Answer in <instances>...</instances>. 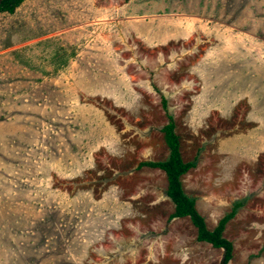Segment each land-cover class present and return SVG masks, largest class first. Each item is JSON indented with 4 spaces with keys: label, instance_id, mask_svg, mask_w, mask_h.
<instances>
[{
    "label": "rangeland",
    "instance_id": "obj_1",
    "mask_svg": "<svg viewBox=\"0 0 264 264\" xmlns=\"http://www.w3.org/2000/svg\"><path fill=\"white\" fill-rule=\"evenodd\" d=\"M228 264H264V0H22L0 11V264H217L168 219L160 127Z\"/></svg>",
    "mask_w": 264,
    "mask_h": 264
},
{
    "label": "trees",
    "instance_id": "obj_2",
    "mask_svg": "<svg viewBox=\"0 0 264 264\" xmlns=\"http://www.w3.org/2000/svg\"><path fill=\"white\" fill-rule=\"evenodd\" d=\"M21 2L22 0H2L0 11L11 14ZM161 105L166 122L160 127V131L168 148V155L163 160L141 161L138 166L156 168L164 172L167 182L165 193L173 203V211L168 219L188 217L196 230V240L206 242L214 248H220L222 256L217 264H228L232 257L233 244L224 237L223 232L228 221L234 216L235 209L224 214L212 229L206 226L204 217L196 209L194 199L184 193L181 183V176L195 167L196 158L188 161L182 159L179 136L175 132V122L163 95H161Z\"/></svg>",
    "mask_w": 264,
    "mask_h": 264
},
{
    "label": "water",
    "instance_id": "obj_3",
    "mask_svg": "<svg viewBox=\"0 0 264 264\" xmlns=\"http://www.w3.org/2000/svg\"><path fill=\"white\" fill-rule=\"evenodd\" d=\"M2 2V0H0V3Z\"/></svg>",
    "mask_w": 264,
    "mask_h": 264
}]
</instances>
